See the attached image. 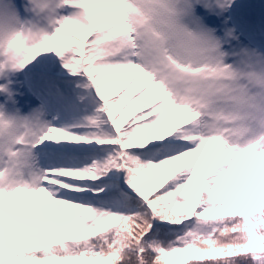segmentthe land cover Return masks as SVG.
Returning a JSON list of instances; mask_svg holds the SVG:
<instances>
[{
    "label": "snow or ice",
    "instance_id": "6c2138e0",
    "mask_svg": "<svg viewBox=\"0 0 264 264\" xmlns=\"http://www.w3.org/2000/svg\"><path fill=\"white\" fill-rule=\"evenodd\" d=\"M63 2L79 13L39 45L18 34L0 76L54 53L106 119L79 132L0 115V264H264V52L228 19L219 36L205 24L235 0ZM50 142L112 152L45 168L34 150ZM113 170V195L132 194L115 212L87 202Z\"/></svg>",
    "mask_w": 264,
    "mask_h": 264
},
{
    "label": "rangeland",
    "instance_id": "374dc122",
    "mask_svg": "<svg viewBox=\"0 0 264 264\" xmlns=\"http://www.w3.org/2000/svg\"><path fill=\"white\" fill-rule=\"evenodd\" d=\"M0 9H3L0 27L31 19L38 12L27 0H0ZM79 11L64 7L60 15L75 16ZM224 19H228V27L235 28L241 45L264 52V0H235L224 17L206 16L205 24L216 29L219 36L218 28H223ZM214 20L220 22L218 28ZM0 88L3 89L0 91V115L5 119L30 118L38 114L42 123L48 126L85 132L90 127V120L100 115L91 81L83 74H71L54 53L42 54L22 71L5 70L0 76ZM111 152V146L78 145L68 149L63 145L54 147V142H50L36 148L34 155L45 168H80L94 160L103 161ZM114 186L113 182H93L87 202L99 209L121 210L120 197L108 193ZM123 188L127 190V185Z\"/></svg>",
    "mask_w": 264,
    "mask_h": 264
},
{
    "label": "clouds",
    "instance_id": "9594fccd",
    "mask_svg": "<svg viewBox=\"0 0 264 264\" xmlns=\"http://www.w3.org/2000/svg\"><path fill=\"white\" fill-rule=\"evenodd\" d=\"M29 6H34L33 0H27ZM47 3L49 7L46 10H38L35 17L25 19L24 21H16L10 26L0 27V65L9 64L11 55H6L10 51L9 45L13 42L17 35L20 34L23 40L29 45H39L45 35H51L59 26L57 21L62 18L60 10L66 7L63 0H41ZM19 42H17L18 44ZM21 68L11 69L13 73L22 71Z\"/></svg>",
    "mask_w": 264,
    "mask_h": 264
},
{
    "label": "trees",
    "instance_id": "16d2710c",
    "mask_svg": "<svg viewBox=\"0 0 264 264\" xmlns=\"http://www.w3.org/2000/svg\"><path fill=\"white\" fill-rule=\"evenodd\" d=\"M110 173H113V176L114 177H117L118 176V174L119 173H117L115 170H113L112 172H110ZM104 178H107L106 176L105 177H103L102 179H104ZM116 185H117V187L116 188H110V191L111 192H115V190L119 187V184L118 183H116ZM131 191H129V192H125V191H122V190H120V197H121V200H122V208L124 207V206H131ZM121 208V209H122ZM157 239H159L158 237H156Z\"/></svg>",
    "mask_w": 264,
    "mask_h": 264
}]
</instances>
